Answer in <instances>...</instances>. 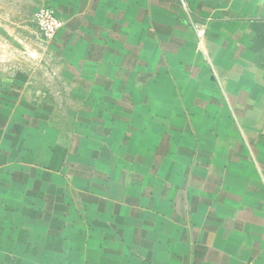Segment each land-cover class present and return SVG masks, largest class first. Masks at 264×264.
Returning a JSON list of instances; mask_svg holds the SVG:
<instances>
[{"label":"crops","instance_id":"0c3cea01","mask_svg":"<svg viewBox=\"0 0 264 264\" xmlns=\"http://www.w3.org/2000/svg\"><path fill=\"white\" fill-rule=\"evenodd\" d=\"M9 1L0 264H264V0Z\"/></svg>","mask_w":264,"mask_h":264},{"label":"rangeland","instance_id":"374dc122","mask_svg":"<svg viewBox=\"0 0 264 264\" xmlns=\"http://www.w3.org/2000/svg\"><path fill=\"white\" fill-rule=\"evenodd\" d=\"M14 11L15 9H13L9 0H0V12L8 15L6 17L7 20H15L16 17L13 15ZM1 21L0 19L1 29L3 27L10 31L11 27H20L19 24H14V21L12 23H3ZM6 37L8 36L5 33L0 32V76L16 73L26 75L28 77L26 83L29 84V88L33 91L38 90V92L43 89L44 85L50 84V79L53 77V71L56 65L50 59L51 53L49 48L44 45L45 42L38 41L37 47H34V51L30 52L26 48H20L23 44H19L20 47H15L6 41L9 45L6 49L4 46ZM261 38L264 39V28L262 29ZM34 97L35 95L33 94L32 98L34 99ZM43 97L44 99L51 98L48 95H43Z\"/></svg>","mask_w":264,"mask_h":264},{"label":"built area","instance_id":"2783aa9c","mask_svg":"<svg viewBox=\"0 0 264 264\" xmlns=\"http://www.w3.org/2000/svg\"><path fill=\"white\" fill-rule=\"evenodd\" d=\"M34 24L36 25L39 40L45 43H51L56 38L58 31L63 27L62 21L50 7L38 9L34 15ZM197 35L201 38L203 32L197 30Z\"/></svg>","mask_w":264,"mask_h":264}]
</instances>
